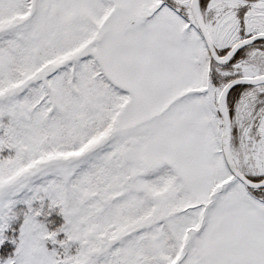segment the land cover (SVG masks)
I'll return each mask as SVG.
<instances>
[{
    "label": "snow or ice",
    "instance_id": "obj_1",
    "mask_svg": "<svg viewBox=\"0 0 264 264\" xmlns=\"http://www.w3.org/2000/svg\"><path fill=\"white\" fill-rule=\"evenodd\" d=\"M0 264H264V0H0Z\"/></svg>",
    "mask_w": 264,
    "mask_h": 264
}]
</instances>
